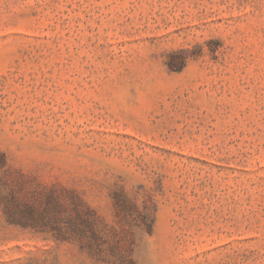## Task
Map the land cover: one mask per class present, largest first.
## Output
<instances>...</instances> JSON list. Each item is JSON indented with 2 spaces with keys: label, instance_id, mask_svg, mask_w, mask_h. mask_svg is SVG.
Masks as SVG:
<instances>
[{
  "label": "rangeland",
  "instance_id": "rangeland-1",
  "mask_svg": "<svg viewBox=\"0 0 264 264\" xmlns=\"http://www.w3.org/2000/svg\"><path fill=\"white\" fill-rule=\"evenodd\" d=\"M0 264H264V0H0Z\"/></svg>",
  "mask_w": 264,
  "mask_h": 264
}]
</instances>
